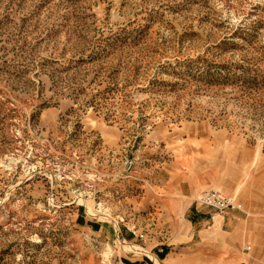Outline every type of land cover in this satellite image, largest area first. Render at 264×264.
<instances>
[{"label": "rangeland", "instance_id": "374dc122", "mask_svg": "<svg viewBox=\"0 0 264 264\" xmlns=\"http://www.w3.org/2000/svg\"><path fill=\"white\" fill-rule=\"evenodd\" d=\"M162 247L264 264V0H0V264Z\"/></svg>", "mask_w": 264, "mask_h": 264}, {"label": "crops", "instance_id": "0c3cea01", "mask_svg": "<svg viewBox=\"0 0 264 264\" xmlns=\"http://www.w3.org/2000/svg\"><path fill=\"white\" fill-rule=\"evenodd\" d=\"M219 191H221V190H219ZM221 192H223V191H221ZM226 194H228V193H226ZM187 197L192 198L190 195H188ZM192 204L194 205V209L196 210V212H203L204 213V211H202V210H204V209L209 210L207 213H209L210 218L212 219V226L211 227H213L214 230H218L220 223L224 221L223 220L224 215L222 213H219V212L215 215H212L211 214L212 209H210L209 207H207L201 203L196 202V199L192 200ZM173 210H176L175 207H173ZM231 226L235 230L236 225L232 224ZM228 239H229V237L227 234H225L221 231H216L214 234H212L211 236L208 237V242H209V244L213 245V247H215L216 252H220L222 249L226 248V241ZM222 240H223V243H222ZM209 250L211 252H213V250H211V249H209ZM153 257L159 262V264H164V263L165 264H174V262H175V261H173L174 260L173 257L168 259L169 257H171V255L168 254L167 247H164V248L162 247L160 249H156L153 253ZM181 261H182V258L179 257L178 263ZM213 262L216 264H228V263H226L227 261L222 262L218 258H213Z\"/></svg>", "mask_w": 264, "mask_h": 264}, {"label": "built area", "instance_id": "2783aa9c", "mask_svg": "<svg viewBox=\"0 0 264 264\" xmlns=\"http://www.w3.org/2000/svg\"><path fill=\"white\" fill-rule=\"evenodd\" d=\"M130 165H132V161H129L128 166ZM196 202L220 213H231L238 209L236 198L219 190L204 191L200 197L196 199ZM250 248L249 245L244 247L247 252Z\"/></svg>", "mask_w": 264, "mask_h": 264}, {"label": "bare ground", "instance_id": "6f19581e", "mask_svg": "<svg viewBox=\"0 0 264 264\" xmlns=\"http://www.w3.org/2000/svg\"><path fill=\"white\" fill-rule=\"evenodd\" d=\"M219 220V219H218ZM222 235V234H221ZM222 243H223V240H222Z\"/></svg>", "mask_w": 264, "mask_h": 264}]
</instances>
